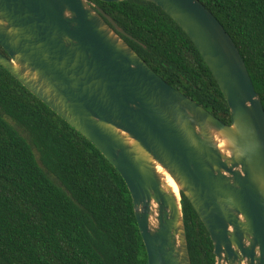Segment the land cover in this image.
<instances>
[{"label": "water", "instance_id": "95a60500", "mask_svg": "<svg viewBox=\"0 0 264 264\" xmlns=\"http://www.w3.org/2000/svg\"><path fill=\"white\" fill-rule=\"evenodd\" d=\"M146 1L197 46L230 124L160 76L90 0H0V64L121 173L148 264H192L182 193L216 264H264V105L245 60L200 0Z\"/></svg>", "mask_w": 264, "mask_h": 264}, {"label": "trees", "instance_id": "16d2710c", "mask_svg": "<svg viewBox=\"0 0 264 264\" xmlns=\"http://www.w3.org/2000/svg\"><path fill=\"white\" fill-rule=\"evenodd\" d=\"M90 1L132 37L124 38L160 76L231 123L197 46L160 6ZM200 1L233 38L264 105V0ZM182 195L192 264H216L209 231ZM0 264H148L121 173L1 64Z\"/></svg>", "mask_w": 264, "mask_h": 264}, {"label": "bare ground", "instance_id": "6f19581e", "mask_svg": "<svg viewBox=\"0 0 264 264\" xmlns=\"http://www.w3.org/2000/svg\"><path fill=\"white\" fill-rule=\"evenodd\" d=\"M174 184V183H173ZM174 186L176 187V185L174 184Z\"/></svg>", "mask_w": 264, "mask_h": 264}]
</instances>
